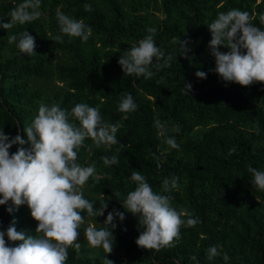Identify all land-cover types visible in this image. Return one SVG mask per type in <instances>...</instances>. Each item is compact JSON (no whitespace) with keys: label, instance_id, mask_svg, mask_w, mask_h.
<instances>
[{"label":"trees","instance_id":"1","mask_svg":"<svg viewBox=\"0 0 264 264\" xmlns=\"http://www.w3.org/2000/svg\"><path fill=\"white\" fill-rule=\"evenodd\" d=\"M22 2L0 0V21L9 22L10 11ZM85 4L92 11H85ZM57 9L91 27L87 42L60 31ZM231 9L249 12L250 22L264 30L259 20L264 0H41L38 19L0 28V132L15 137L18 122L26 140L23 129L31 125L42 102L56 103L69 113L84 103L98 108L105 122L122 124L116 145L96 147L86 138L77 150V163H95L98 177H90L83 186L84 197L93 202L94 210L104 203L108 207L103 216L81 213V249L78 255L74 247L68 248L66 264H105L106 258L113 264H264V191L252 184L248 172L249 166L264 171V83L245 87L224 81L215 72L209 49L208 25L219 12ZM149 27L157 29L154 41L165 57L172 54L170 67L150 79L124 74L118 63L123 51L148 35ZM24 31L35 38L36 53L31 56L8 43L9 35ZM57 36L61 41H55ZM182 40L189 41L188 58L181 55ZM219 50L230 51L224 46ZM197 71L205 72L206 78H198ZM189 83L190 93L185 89ZM127 94L138 107L123 113L118 107ZM156 119L167 136L158 135ZM69 122L79 126L72 116ZM174 126H179L178 132L172 131ZM167 137L176 139L178 150L165 143ZM233 147L236 152L229 155ZM105 156H116L118 163L106 166L101 159ZM133 171L140 172L154 192L169 196L173 208L197 220L189 227V217L182 216L185 224L171 246L156 250L136 244L143 231L139 217L122 204L137 187L130 179ZM173 176L179 178L178 187L163 193V180ZM114 209L125 219H115L113 251L107 254L89 245L84 230L89 224L98 230L104 227ZM9 225L37 235L38 222L26 204L0 205V231L6 232ZM20 243L8 241L10 246ZM214 245L220 246L221 255L209 260L208 249ZM223 253L230 257L227 262Z\"/></svg>","mask_w":264,"mask_h":264},{"label":"clouds","instance_id":"2","mask_svg":"<svg viewBox=\"0 0 264 264\" xmlns=\"http://www.w3.org/2000/svg\"><path fill=\"white\" fill-rule=\"evenodd\" d=\"M40 8L41 0H23L10 11L9 22L0 21V28L8 30L17 23L23 25L34 21L42 15ZM85 11H92L90 4H85ZM56 17L63 34L87 42L92 29L83 20L70 18L59 9ZM259 20L264 24V14ZM208 27L212 35L209 49L215 57V72L224 81L245 87L254 82L264 83V30L250 22V13L239 9L219 12ZM147 32L148 35L137 44L123 51L118 63L124 74L150 79L161 69L170 67L172 54L165 57V52L155 44L157 29L149 27ZM61 39L57 36L55 41ZM8 43L16 44L21 53L29 56L36 53L35 38L28 31L9 35ZM188 44L187 40L180 41L181 55L185 58L190 51ZM220 46L230 51L221 52ZM195 75L201 79L207 76L203 71H197ZM185 89L190 93L192 85L186 84ZM137 107L133 96L127 94L118 110L129 113ZM69 116L78 121L79 126L70 123ZM120 127V123L105 122L98 108L84 103L76 104L69 113L56 103L49 106L42 102L31 125L23 129L26 140L20 134L9 137L4 131L0 132V205H8L10 201L17 207L26 204L32 218L38 222L35 236L18 232L12 225L6 232L0 231V264H66L70 247H74L79 255L81 244L77 241L79 229L84 224L81 213L86 210L88 217L103 216L108 204L94 210L93 202L84 197L83 186L90 177H98L95 163L89 166L77 163V150L86 138H91L96 147L116 145ZM154 127L158 129V135L167 136V129L159 119L154 121ZM172 131L178 132L179 126H174ZM165 143L172 149L180 147L174 137H167ZM26 144L30 146L25 147ZM14 145L19 147L10 153ZM234 152L235 147L229 155ZM101 159L106 166L118 163L116 156ZM156 160L157 167H161L160 158L156 157ZM248 172L253 176L252 184L264 191V171L249 166ZM130 179L137 187L128 193L122 204L127 212L139 217L138 226L143 229L136 240L139 247L159 250L171 246L180 236V227L185 224L184 215L189 217L187 226L196 225L197 220L190 213L171 206L169 196L154 192L140 172L133 171ZM178 179L175 176L165 178L162 192L177 188ZM115 196L119 198V193ZM7 211L11 213L12 207L9 206ZM117 217L120 221L125 219L124 213L114 209L108 213L104 227L98 230L89 224L85 228L84 236L91 247H102L107 254L113 251L112 230L117 226L114 223ZM8 241L22 243L10 246ZM219 247L214 245L208 249L209 260L221 255ZM222 258L225 262L230 259L227 253H223ZM105 264H113V261L106 258Z\"/></svg>","mask_w":264,"mask_h":264},{"label":"water","instance_id":"3","mask_svg":"<svg viewBox=\"0 0 264 264\" xmlns=\"http://www.w3.org/2000/svg\"><path fill=\"white\" fill-rule=\"evenodd\" d=\"M17 125H18L19 134L21 135V133H20V126H19L18 122H17Z\"/></svg>","mask_w":264,"mask_h":264}]
</instances>
